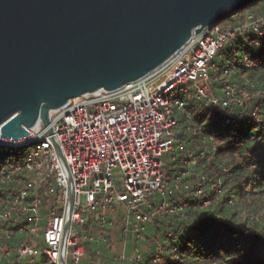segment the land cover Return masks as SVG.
I'll return each mask as SVG.
<instances>
[{
  "label": "built area",
  "instance_id": "built-area-1",
  "mask_svg": "<svg viewBox=\"0 0 264 264\" xmlns=\"http://www.w3.org/2000/svg\"><path fill=\"white\" fill-rule=\"evenodd\" d=\"M262 25L264 16L250 14L236 25L207 26L194 32L184 46L147 75L115 90L72 98L53 110L52 134L39 124L37 130L30 128V134L21 139L0 138V146L29 148L24 159L11 166L33 173L10 206L0 211V222L14 215L25 217L5 229L0 227L4 233L27 236L14 248L17 255L32 259L43 255L52 264H62L63 256L65 264H82L85 243H107L104 228L115 223L109 211L115 213L123 207L120 247L116 248L115 242L109 244L112 264H170L174 254L172 231L147 232L155 215H173L183 207L166 199L169 180L164 173V156L183 146L177 138L179 121L175 112L184 108L182 95L188 93L225 115L232 103L243 106L250 96L248 86L228 82L217 95L209 65L230 39L251 28L262 34ZM237 117L244 119V113ZM251 118L264 119V110L256 106ZM186 173L189 171L176 175L175 188L180 187ZM197 184L196 189L190 183L185 187L202 193L204 184ZM46 197L50 199L46 201ZM68 218L70 228L63 247ZM94 219L98 229L94 228ZM159 237L164 240L152 246ZM142 250L150 254L143 255Z\"/></svg>",
  "mask_w": 264,
  "mask_h": 264
},
{
  "label": "trees",
  "instance_id": "trees-1",
  "mask_svg": "<svg viewBox=\"0 0 264 264\" xmlns=\"http://www.w3.org/2000/svg\"><path fill=\"white\" fill-rule=\"evenodd\" d=\"M250 14L255 18L264 16V0L247 5L223 21L236 25ZM261 31L259 34L251 28L233 37L209 65L217 95L228 82L248 86L250 99L243 106L232 103L225 115L206 100L188 93L182 95L184 108L175 112L179 121L177 138L183 146L167 153L171 156L168 161L164 156V173L169 180L166 199L169 204L183 207L173 215H155L147 232L154 235L172 231L174 254L170 264H264V119L251 118L256 106L264 110V25ZM240 112L244 113V119L237 117ZM28 150L0 146V211L10 206L33 175L25 168L14 170L11 166L20 163ZM193 157L194 162H186ZM185 171L189 173L183 175L180 187L175 188L176 175ZM199 181L204 184L202 193L185 187L190 183L196 189ZM207 200L210 202L205 204ZM115 216V213L110 216L114 225L104 228L107 243H85L82 264H112L109 244L114 240L119 244L123 232L118 224L122 215ZM24 218L14 215L1 221L0 227L5 229ZM94 220V228L98 229ZM25 239L24 234L0 230V264H52L43 255L34 259L19 257L14 248ZM163 240L164 237L155 238L152 246ZM129 243L131 252L132 242ZM144 251L145 255L150 254L149 250Z\"/></svg>",
  "mask_w": 264,
  "mask_h": 264
},
{
  "label": "water",
  "instance_id": "water-1",
  "mask_svg": "<svg viewBox=\"0 0 264 264\" xmlns=\"http://www.w3.org/2000/svg\"><path fill=\"white\" fill-rule=\"evenodd\" d=\"M255 1L0 0V138L39 124L52 134L53 110L147 75L194 32ZM72 203L71 194L70 212ZM69 228L70 218L63 247Z\"/></svg>",
  "mask_w": 264,
  "mask_h": 264
},
{
  "label": "rangeland",
  "instance_id": "rangeland-1",
  "mask_svg": "<svg viewBox=\"0 0 264 264\" xmlns=\"http://www.w3.org/2000/svg\"><path fill=\"white\" fill-rule=\"evenodd\" d=\"M222 25H231V23H228L227 21H223V22H220ZM250 99V96H248V98L246 99V102H247V100H249ZM169 158H171V156H170V154H166V156H165V159H166V161H168V159ZM197 180V179H196ZM194 184H196V183H194ZM216 190H217V192H220V189H218V187L216 188ZM207 201H209L210 202V200H207ZM109 214L111 215V214H113V212L112 211H109ZM117 214H121L122 216H123V214H124V208L123 207H118L117 208V210L115 211V215L117 216ZM116 216H115V218H116ZM117 220V219H116ZM122 223H123V220L121 219V220H119L118 221V224L119 225H122ZM120 240V239H119ZM113 242H115L116 243V248H119L120 247V243L118 244V241H113ZM142 254L143 255H145V254H147L146 253V251H144V250H142ZM46 264H48V263H46ZM96 264H102V263H96Z\"/></svg>",
  "mask_w": 264,
  "mask_h": 264
}]
</instances>
